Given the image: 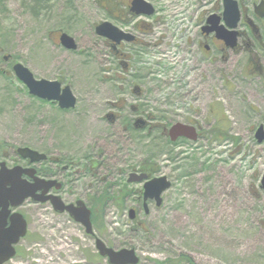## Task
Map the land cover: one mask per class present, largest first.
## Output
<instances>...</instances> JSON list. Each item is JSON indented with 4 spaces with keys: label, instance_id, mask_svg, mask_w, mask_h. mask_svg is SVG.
<instances>
[{
    "label": "rangeland",
    "instance_id": "obj_1",
    "mask_svg": "<svg viewBox=\"0 0 264 264\" xmlns=\"http://www.w3.org/2000/svg\"><path fill=\"white\" fill-rule=\"evenodd\" d=\"M67 1H48L38 14L32 10L33 0L3 4L9 14L0 19V162L6 160L4 152L14 159L16 149L24 146L78 161L88 154L92 141H102L111 130L102 117L108 100H115L114 93L121 90L118 84L103 81L106 60L93 29L103 19L102 9L96 0ZM58 28H66L76 38L77 51L54 43ZM164 28L169 29L167 23ZM16 62L29 67L38 79L62 77L79 99L74 110L63 112L56 104L30 95L15 75ZM156 69L141 65L130 74L136 75L144 90L143 102L149 106L155 104L153 99L168 96L167 77L154 75ZM128 88L127 98L134 102L133 87ZM252 104L264 112V101L258 97L247 101L237 94L231 101H222L228 116L226 130L236 142L186 145L180 155L174 150V169L169 173L172 187L163 194L160 208L151 206L147 215L140 212L144 229L136 234L130 231L128 208H98L102 239L117 249L135 248L140 264H189L182 262L186 255L197 264H264V191L260 186L264 145L252 141L251 128L261 121ZM159 150L142 145L140 154H125L114 166L122 167L119 164L129 158L143 160ZM158 156L170 161L166 153ZM28 204L27 208L32 206ZM33 213L19 255L6 264H108L75 221Z\"/></svg>",
    "mask_w": 264,
    "mask_h": 264
},
{
    "label": "flooded vegetation",
    "instance_id": "obj_2",
    "mask_svg": "<svg viewBox=\"0 0 264 264\" xmlns=\"http://www.w3.org/2000/svg\"><path fill=\"white\" fill-rule=\"evenodd\" d=\"M48 1L52 0H33L34 13L45 9L44 4ZM137 1L96 0L103 12V19L93 28L98 42L102 43V54L106 60L103 81L116 83L121 90L114 93L115 100H108V109L102 117L111 129L102 138L103 143L92 141L88 154L78 161L70 155L52 157L42 152L47 155L46 159L31 162L29 158L21 157L16 149L14 159L13 155L4 152L6 160L0 162V165L5 162L9 169L16 166L35 169L36 172L30 170L31 173H23L22 180L25 182L21 183L24 184L34 183V178L29 175L34 173L39 178L55 180L56 185L46 195L59 197L65 206H77L79 201H83L92 210L94 202L98 203L93 195L113 192L111 182L119 181L122 187L127 185L126 189H121L123 198L120 204L117 205L105 194L97 210L107 211L110 206L128 208L129 229L135 234L145 228V222L139 218L140 212L147 215L151 206L160 208L155 199L145 200V182L163 176L170 180L169 173L174 169V150L180 155L181 147L186 145L219 144L221 131L228 119L222 101H231L237 94H242L247 101H252V97L264 101V16L257 11L264 0H231L237 3L241 13L235 25L234 20L231 17L227 20L225 15L226 0H142L143 7H137ZM6 2L12 3L13 0H0L1 20L3 16L7 17L6 13L9 14V9L3 5ZM70 2L72 0L67 1ZM142 8L144 11L138 12ZM166 23L168 30L164 28ZM99 24L110 25L115 32L112 36L99 35L96 31ZM54 31V43L71 50L61 40L64 33L72 36L69 31L66 28ZM147 64L158 68L154 75L165 73L167 77L168 96L153 99L155 104L151 106L143 102L144 90L137 83L136 75L130 76L132 69ZM57 79L63 87L69 84L62 77ZM152 79L157 81L155 77ZM127 86L133 87V95H130L137 98L133 97L134 102L127 98ZM51 103L63 112L74 110L63 109L58 102ZM251 109L261 117V121L251 128L252 134H255L256 129L264 125V112L253 104ZM177 124L189 127L190 134L174 138L171 129ZM142 136H147L145 142L164 148L170 161H161L159 156L143 161L141 158H129L119 164L122 167H115L114 164L122 161L123 155L137 151L140 154ZM253 140H256L255 135H252ZM133 173L145 174L147 178L130 183L128 179ZM82 185L85 188H76ZM37 193L41 194L42 190ZM27 203L32 206L27 208ZM55 208L50 200L41 202L31 197L17 207L12 204L0 206V235L20 224L18 215L27 222L28 234L34 211H38L39 217L50 213L74 221L70 211L61 212ZM131 208L135 209V221L130 217ZM145 208H148V213ZM76 223L85 230L82 224ZM96 232L97 236L85 230L94 241L99 236ZM26 236L15 245L16 256L20 253L19 244Z\"/></svg>",
    "mask_w": 264,
    "mask_h": 264
},
{
    "label": "water",
    "instance_id": "obj_3",
    "mask_svg": "<svg viewBox=\"0 0 264 264\" xmlns=\"http://www.w3.org/2000/svg\"><path fill=\"white\" fill-rule=\"evenodd\" d=\"M137 7H143L144 3L141 0L136 2ZM144 11V8L138 10V12ZM257 11L260 15L264 16V2H262ZM227 20L230 17L234 20V24L238 22L241 18V13L236 2L231 0H226V12ZM96 31L99 35H113L115 28H111L110 25L100 24L97 26ZM62 44L71 50H76L78 44L75 38L67 33L61 36ZM6 56L5 59H8ZM14 72L19 80H21L29 90V93L37 98L58 102L59 106L63 109L74 108L77 104V97L73 93L70 85L62 87V82L59 80H50L46 78L38 79L35 77L34 73L29 67L25 66L21 62H17L13 66ZM189 127L177 124L171 129L173 137L179 135H189ZM259 143L264 142V126H260L255 134ZM196 139V137H192ZM18 154L23 158H29L31 162H39L47 158V155L41 153L35 149L24 146L17 149ZM30 170L36 172L35 169H24L21 166H16L14 168H7L6 163L2 162L0 165V206H7L12 204L14 207L20 206L29 197L33 198L35 201L46 202L50 200L52 204L56 207L57 211L63 212L68 210L71 216L77 221L82 223L87 232L92 234L93 225L91 221V210L88 209L83 201H79L77 206L70 205L65 206V204L60 200L59 197L54 195H46L51 188L56 185L55 180H47L34 176V174H29L34 178V183L27 184L21 183L25 182L22 180L23 173H31ZM147 178L145 174L138 175L133 173L128 179L129 182H141ZM172 183L168 180L166 176L155 178L149 180L145 183V200L155 199L157 205L160 206L163 203L162 194L171 187ZM59 187V185H57ZM261 188L264 190V174L261 178ZM42 190L41 194L37 192ZM46 195V196H45ZM59 208H58V207ZM61 207V208H60ZM148 213V208H145ZM21 218L20 224L12 226L7 233L0 235V264H4L16 255L15 244H17L22 237L27 233V222ZM130 217L135 218V210H130ZM13 231L12 235L10 234ZM96 247L101 254V256L108 258L109 264H138L140 261L139 256L134 248H122L114 249L109 247L103 240L97 239Z\"/></svg>",
    "mask_w": 264,
    "mask_h": 264
},
{
    "label": "trees",
    "instance_id": "obj_4",
    "mask_svg": "<svg viewBox=\"0 0 264 264\" xmlns=\"http://www.w3.org/2000/svg\"><path fill=\"white\" fill-rule=\"evenodd\" d=\"M220 135H221V142L226 141V140H231L233 142H236V140H237V138L235 136L229 135V132H227V130L224 129V128L222 129ZM142 138H144L143 139V145L144 146L150 147V148L156 147L155 144L153 145V143H151V142L145 143V141L148 139L147 136H142ZM157 147H158V145H157ZM170 151H172V150H170ZM163 153H164V148H163V150H159V152H158V154H160V155L163 154ZM158 154L151 152L148 157L158 156ZM189 175H191V173L188 174L187 176H189ZM111 185L114 187L113 192L105 191V192L101 193V195H99V196L97 194L93 195V199L96 202H98V203L94 202V204L92 205L95 228L101 233H102V228H101L102 225L97 223V217H98L97 206L102 203V201L105 199V196H108L110 200H114L117 205L120 204V199L123 198V193L121 192V189H126L127 188V185H124L122 187V185H121V183L119 181L111 182ZM183 258H182L183 259L182 262H188L189 264H197V263H195L193 258L190 257V256L186 255Z\"/></svg>",
    "mask_w": 264,
    "mask_h": 264
}]
</instances>
